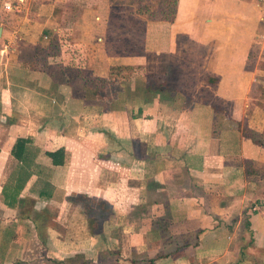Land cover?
I'll list each match as a JSON object with an SVG mask.
<instances>
[{
    "label": "crops",
    "instance_id": "crops-1",
    "mask_svg": "<svg viewBox=\"0 0 264 264\" xmlns=\"http://www.w3.org/2000/svg\"><path fill=\"white\" fill-rule=\"evenodd\" d=\"M9 1L0 0V264H264V145L243 133L264 141L257 0H178L173 21L146 19L141 54L110 49L112 0L87 3L69 26L70 0L6 10ZM65 30L75 55L51 49ZM182 37L201 46L196 59ZM152 54L178 90L171 99L144 101ZM119 65L134 72L113 76ZM198 71L208 78L191 95L181 85ZM108 82L118 86L100 92ZM224 101L231 109L217 111Z\"/></svg>",
    "mask_w": 264,
    "mask_h": 264
},
{
    "label": "rangeland",
    "instance_id": "rangeland-1",
    "mask_svg": "<svg viewBox=\"0 0 264 264\" xmlns=\"http://www.w3.org/2000/svg\"><path fill=\"white\" fill-rule=\"evenodd\" d=\"M70 1H69L68 6L65 7V9H64V11H63V13L61 15L62 24L65 25V26H69L70 24H72L74 22V19L79 15L80 11L84 9V7H85V5H87V3L92 5L95 2V0H70ZM114 2L116 4V6H115V8H113V11H114L113 14L116 13V14L120 15L119 16L121 18L120 21L123 22V23H126V28H123V30H127L128 29V32H130L131 30L134 31L136 29H141L142 26L144 25L143 21H145V20L139 21L140 19H139L138 15L135 14V9H136V5L137 4H139V5H137V8L141 7V8H146V9L149 10V12H147L149 15H147V13H146L144 15L143 19H145L147 17L151 18L152 16L159 15V13L162 12V9H163L162 6H164L166 8H169V6L164 5L165 4L164 0H114ZM173 2H174V0H166V3H170L171 6H172ZM129 4L132 5V6H130ZM106 9H107V5H106V7H103V5H101L98 11L102 12V14H103V12ZM2 10L5 11L4 8ZM210 10H209V8L207 6H205L202 9V11H203L202 17H205L206 15H209L210 14ZM98 11H96V13ZM203 27H205V26H203ZM123 30L119 31V33L120 32L123 33L122 32ZM65 32L66 33L60 32L59 36L54 38L55 41L52 42L51 49H53V50L59 49L60 51H62V53H67V54H69L67 51H69L71 53H74V51H76V48H75V44L72 42L73 38L69 34V32L67 30H65ZM119 33H117V32L115 33L114 32V33H112L113 35L111 37L108 35L110 37L109 41H110V44L112 45V47H115L113 45L115 43L119 42L118 41V40H120V38H118V36L120 35ZM108 36H107V40H106L107 42H108V39H109ZM58 38H59V41H58ZM133 38H135V36H133ZM181 42H182V44L185 45V48H186L185 50L186 51H185L184 54H186V55L188 54L187 55V59L190 60L189 55H190V57H192V58L194 57L196 59L195 52L197 53L198 51H200L201 46L198 43L194 42V41H189V39L186 38V37H182L181 38ZM132 45H137V44H136V42L135 43L133 42ZM134 47H132V48H134ZM189 50H192V51H189ZM208 50L210 51L209 48H208ZM75 54L76 53H74L72 55H75ZM208 54H205V55L207 56ZM171 55H172V57L174 56L175 58H177L175 60H178V61H180V59H183L184 57H186L183 54H181L180 56L177 55V54H171ZM167 58L168 57H166V59ZM164 63H165L164 60H159L157 58V56L152 54L150 56V58H149L148 63L146 64V66L149 67V69H148L149 72H153V73L157 72V73H160V74H164V75L166 74L167 75V73H165L164 69H162L160 67V66L164 65ZM129 66H131V65H129ZM131 67H132V69L120 70V77L122 75L128 76V75L132 74L134 72L135 68L133 66H131ZM53 70H55L59 74L58 76H64L65 70H60L59 67H55ZM190 76H191V78H188L186 80L187 83L185 82V84L181 85V87L184 88V90H186V92H188L189 94L195 95L194 87L191 84L193 82H196V81H203V80H205L208 77H207V75H205L203 73L201 74L199 71H198L197 74H191ZM74 80H78V78L75 77ZM181 80L185 81V80H183V78ZM116 83L118 84V82H114V83H109L108 82V83H105V84H101L100 86L98 84L97 86H99L98 89L100 88V90H99L100 92L111 93L118 86ZM172 87H174V86H172ZM205 96L209 97L208 93ZM221 109L230 110L231 109V103H228V102L224 101V104L221 105Z\"/></svg>",
    "mask_w": 264,
    "mask_h": 264
},
{
    "label": "trees",
    "instance_id": "trees-1",
    "mask_svg": "<svg viewBox=\"0 0 264 264\" xmlns=\"http://www.w3.org/2000/svg\"><path fill=\"white\" fill-rule=\"evenodd\" d=\"M166 6H169V8H166L164 6L162 9V12L159 13V15L157 16H152L149 19H153V20H167V21H173L175 18V14L177 11V1L178 0H174V2L172 3V6L170 3H166ZM130 5V4H129ZM139 5V4H137ZM136 5V9H135V14H138L139 17V21H143L144 25L142 26L141 29H136V30H131L130 32H128L127 30H123V28H126V23L121 22V18L119 17V14H113V8H115L116 4L114 2V0H112V12H111V18H110V22H109V30H108V35L111 37L113 34L112 33H119V31L123 30V33H119L120 35L118 36V38H120V40H118V43H113L115 47H112V45L110 44V37L108 39V44L111 50H113L116 53L119 54H131V53H143L145 50V26H146V19L144 18V15L149 12L148 9L146 8H137ZM132 6V5H130ZM147 15H149L147 13ZM141 16V17H140ZM137 17V18H138ZM117 28V29H116ZM119 28V29H118ZM121 29V30H120ZM133 36H135V38H133ZM133 42L137 45H132ZM135 46V47H134ZM134 47V48H132ZM128 70V69H132L131 66L129 65H119L117 67H113L112 69V75L113 76H119L120 75V70ZM124 77H126V75H123ZM129 76V75H128ZM127 76V77H128ZM126 77V78H127ZM178 90L175 87H172L169 85L168 83V79H167V75L165 74H160L157 72H149L147 74V80L145 83V97H144V101L145 102H151L153 100V97L156 94H159L160 97L165 98L168 97V99H171V97H174L175 95H177ZM189 104V103H187ZM264 106V103H261ZM217 111H222V109L220 107L215 108ZM242 127V126H241ZM244 128V127H243ZM243 133L249 136H255L256 139L260 144L264 145V141L262 139H260L259 137H262L263 134H255L252 131H250L247 127L244 128ZM25 139L24 138H19L17 140V143L15 144V147L13 149V153L17 156L20 157L22 155V152L24 150V146H25ZM97 203H100L101 206H99L101 209H107L105 203H103L102 201H99ZM103 216V215H101Z\"/></svg>",
    "mask_w": 264,
    "mask_h": 264
},
{
    "label": "built area",
    "instance_id": "built-area-1",
    "mask_svg": "<svg viewBox=\"0 0 264 264\" xmlns=\"http://www.w3.org/2000/svg\"><path fill=\"white\" fill-rule=\"evenodd\" d=\"M25 2L26 0H16V2H14L13 4L11 1H9L6 2L4 6L6 10H12L14 8H16V10H20L21 5ZM257 2L261 10V19L264 22V0H257ZM252 208L255 210L258 209V205H254Z\"/></svg>",
    "mask_w": 264,
    "mask_h": 264
}]
</instances>
